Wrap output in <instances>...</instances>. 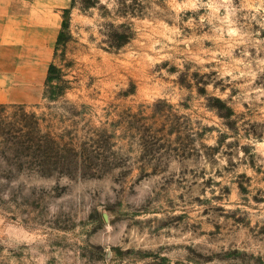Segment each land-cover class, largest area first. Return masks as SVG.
<instances>
[{
  "label": "rangeland",
  "instance_id": "obj_1",
  "mask_svg": "<svg viewBox=\"0 0 264 264\" xmlns=\"http://www.w3.org/2000/svg\"><path fill=\"white\" fill-rule=\"evenodd\" d=\"M63 20L23 105L65 171L0 151V264H264V0H74Z\"/></svg>",
  "mask_w": 264,
  "mask_h": 264
},
{
  "label": "crops",
  "instance_id": "obj_2",
  "mask_svg": "<svg viewBox=\"0 0 264 264\" xmlns=\"http://www.w3.org/2000/svg\"><path fill=\"white\" fill-rule=\"evenodd\" d=\"M72 0H0V104L43 95L63 10Z\"/></svg>",
  "mask_w": 264,
  "mask_h": 264
},
{
  "label": "trees",
  "instance_id": "obj_3",
  "mask_svg": "<svg viewBox=\"0 0 264 264\" xmlns=\"http://www.w3.org/2000/svg\"><path fill=\"white\" fill-rule=\"evenodd\" d=\"M73 6L74 0H72L70 8L63 10V18L70 12ZM63 23L64 20L62 19V27L57 37L55 49L63 41L62 28L65 27ZM128 39L129 35L123 32L114 37V42H111V45L113 47H119L126 43ZM55 69V66L51 62L44 84L43 97L46 82ZM216 100L220 103V106L226 107L227 113L232 112L231 108L226 106L220 99L217 98ZM13 106L20 110L22 113L21 118L6 114L8 112L7 108ZM0 108V113H5V116L0 119V151L4 157L7 154L14 155L19 161L17 163L18 168L26 166L42 174L65 171L58 170L57 167L61 163V157L53 155L52 148H50V145L55 143L54 133L41 132L39 119L34 112L26 113L23 104H0Z\"/></svg>",
  "mask_w": 264,
  "mask_h": 264
}]
</instances>
